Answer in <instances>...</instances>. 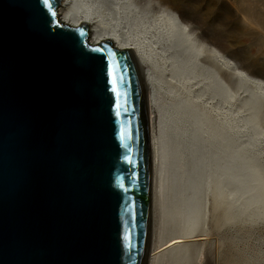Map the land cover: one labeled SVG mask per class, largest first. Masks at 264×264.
Returning <instances> with one entry per match:
<instances>
[{
	"label": "water",
	"instance_id": "obj_1",
	"mask_svg": "<svg viewBox=\"0 0 264 264\" xmlns=\"http://www.w3.org/2000/svg\"><path fill=\"white\" fill-rule=\"evenodd\" d=\"M60 1L0 0V264H148L140 69Z\"/></svg>",
	"mask_w": 264,
	"mask_h": 264
},
{
	"label": "bare ground",
	"instance_id": "obj_2",
	"mask_svg": "<svg viewBox=\"0 0 264 264\" xmlns=\"http://www.w3.org/2000/svg\"><path fill=\"white\" fill-rule=\"evenodd\" d=\"M60 2L62 24H88L90 44L111 41L114 48L131 52L140 69L147 93L154 199L148 264L191 238L208 196L215 214L220 211L218 226L264 218L259 212L264 211V133L258 124L264 115V80L194 38L164 2ZM153 51L159 57L157 72L150 66ZM160 90L171 96L161 106ZM167 154L171 162L165 169ZM167 172L171 193L163 184ZM169 227L175 234L171 246L163 242ZM188 258L177 251L171 262L186 264ZM249 262L262 264L256 258Z\"/></svg>",
	"mask_w": 264,
	"mask_h": 264
},
{
	"label": "rangeland",
	"instance_id": "obj_3",
	"mask_svg": "<svg viewBox=\"0 0 264 264\" xmlns=\"http://www.w3.org/2000/svg\"><path fill=\"white\" fill-rule=\"evenodd\" d=\"M151 1L164 2L165 6L170 7L180 16L184 26L194 38L216 48L228 58L241 64L251 76L264 80V0ZM108 16V20H113V16ZM149 57L152 70L157 72L159 60L157 52H150ZM160 93L158 103L161 106L166 100H170L166 97L171 96L162 90ZM258 119L259 127L264 133V115H260ZM170 162V155L167 154L165 169L169 167ZM169 178L167 172V179L165 174L163 184L165 183L166 191L169 189L170 192L173 184ZM259 212L264 211L259 210ZM219 213L215 214L213 199L208 196L199 226L191 238L184 240L176 247L167 248L157 258L155 264H172L171 259L177 251L188 253L189 258L186 264H253L249 261L255 258L263 264L264 218L256 222L221 223L218 226L217 220H221ZM181 226L180 230L183 228ZM172 231L173 229L170 230L169 227L163 237V242L168 246L174 243L175 234ZM200 235H204V241L199 242ZM231 258L232 261H230Z\"/></svg>",
	"mask_w": 264,
	"mask_h": 264
}]
</instances>
